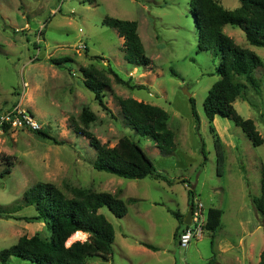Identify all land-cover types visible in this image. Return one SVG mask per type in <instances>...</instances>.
<instances>
[{
  "label": "rangeland",
  "instance_id": "rangeland-1",
  "mask_svg": "<svg viewBox=\"0 0 264 264\" xmlns=\"http://www.w3.org/2000/svg\"><path fill=\"white\" fill-rule=\"evenodd\" d=\"M219 2L232 11L240 6L239 0ZM190 4L191 0H0V111L23 108L43 131L63 142L36 136L31 129L0 133V252L23 236L49 239L45 223L30 220L38 215L36 206L24 201L28 189L48 182L67 196L76 187L118 194L128 202L123 218L106 207L100 210L115 229L114 254L109 261L95 258L91 264H219L224 260L221 243L238 240L244 232L245 263L259 264L264 218L253 198L261 195L264 143L254 146L229 119L217 117L213 124L208 120L205 100L220 79V58L199 52ZM106 17L138 22L150 66L134 67L125 60L124 38L103 24ZM224 32L264 63V48L250 45L242 29L228 25ZM53 59L69 60L59 66ZM108 62L124 80L145 88L130 89L109 74L111 89L104 108L84 86L81 68L95 65L104 70ZM255 76L261 93L248 85L246 100L238 98L234 107L255 122L264 139V65ZM184 88L195 99L198 123ZM118 98H134L168 112L175 149L163 152L152 139L128 127ZM84 108L95 114L90 131L102 143L114 147L122 138L131 139L167 180H130L96 170L97 151L71 129L72 118L79 122ZM217 136L226 155L221 174ZM7 167L11 173L2 176ZM190 190L206 212L210 207L223 211L214 244L207 230L188 248L180 247L176 239L179 222L173 212H187ZM87 237L69 239L67 246ZM228 263L237 264L227 259ZM6 264L36 263L13 256Z\"/></svg>",
  "mask_w": 264,
  "mask_h": 264
},
{
  "label": "trees",
  "instance_id": "trees-1",
  "mask_svg": "<svg viewBox=\"0 0 264 264\" xmlns=\"http://www.w3.org/2000/svg\"><path fill=\"white\" fill-rule=\"evenodd\" d=\"M236 10L226 9L219 0H191V14L199 34V52L207 51L215 59L220 58V79L210 89L205 100V113L211 124L217 117L231 120L242 129L254 146H260L264 139L257 130L255 122L244 119L236 111L234 104L238 98L246 100L248 85L255 92L261 93V84L255 76V71L264 65L261 58L252 50L238 45L233 38L224 32L225 26L242 29L250 45L264 48V0H239ZM103 24L114 28L120 37L124 38L125 60L134 67L150 66L152 61L145 54V47L138 32V22L106 17ZM51 60L62 65L61 61ZM83 84L95 97L98 104L106 108L104 99L106 92L111 89L110 75L116 82L130 89H144L143 85L134 86L124 80L108 62L106 69L95 65L81 68ZM176 75L175 72H173ZM246 81V83L243 82ZM192 114L196 122H200L194 97L189 99ZM126 125L143 137L152 139L163 152L171 153L176 147V135L169 125L170 115L164 109L134 98H118ZM96 120L95 114L84 108L79 122L71 120L74 133L86 137L91 146L97 151L94 168L120 178L142 180L155 178L167 180L164 175L156 173L152 160L147 156L138 143L129 138H122L114 147L102 143L91 131L90 125ZM212 127V131H214ZM36 136L49 139L56 144L63 143L52 138L45 131H33ZM220 174L224 172V144L219 136L215 141ZM11 173L7 167L2 176ZM71 196H67L53 183L40 182L24 194L27 205L36 206L38 215L30 220H40L45 223L50 232L49 239L40 235L23 236L8 249L0 252V261L8 263L13 256L23 258L36 264H91V260L100 258L109 261L114 254V226L100 212L108 208L116 217L123 218L128 213V202L118 194L96 192L92 189L72 187ZM188 205L193 206L195 194L189 192ZM134 200H130L131 203ZM254 207L264 218V165L261 169V195L253 198ZM179 222L176 229V239L186 227V214L173 212ZM223 211L210 208L207 213L206 230L212 232L213 238L222 225ZM88 235L86 241H77L67 246L68 240L76 233ZM214 244V240L212 242ZM150 250L157 248L148 243H142ZM259 264H264V251Z\"/></svg>",
  "mask_w": 264,
  "mask_h": 264
},
{
  "label": "built area",
  "instance_id": "built-area-1",
  "mask_svg": "<svg viewBox=\"0 0 264 264\" xmlns=\"http://www.w3.org/2000/svg\"><path fill=\"white\" fill-rule=\"evenodd\" d=\"M42 126L34 116L27 110L20 107H12L0 111V133L13 129H31L41 131ZM191 225L186 226L179 236V245L188 248L191 242L202 236L206 230L207 212L201 201L194 200Z\"/></svg>",
  "mask_w": 264,
  "mask_h": 264
},
{
  "label": "crops",
  "instance_id": "crops-1",
  "mask_svg": "<svg viewBox=\"0 0 264 264\" xmlns=\"http://www.w3.org/2000/svg\"><path fill=\"white\" fill-rule=\"evenodd\" d=\"M188 208H189V205H188ZM210 208H214V207H210ZM178 212L181 213V214H187L188 210H187L186 213H182L180 211H178ZM210 233H212V232H210ZM245 237H246V235H245V232H244L243 236H241L240 239H238V240H234V241H228L227 240L226 244H223V242L221 243L223 247H222V249H220V252L221 251L223 252L224 260H222L219 264H226L227 263V259L231 260V263L235 262L237 264L238 263L246 264L245 263L246 255H245V246H244L245 245ZM215 238H216V234H215ZM215 238H213V234H212V242H213V240H215ZM233 251H236L237 253H232ZM250 251H251V245H250Z\"/></svg>",
  "mask_w": 264,
  "mask_h": 264
},
{
  "label": "water",
  "instance_id": "water-1",
  "mask_svg": "<svg viewBox=\"0 0 264 264\" xmlns=\"http://www.w3.org/2000/svg\"><path fill=\"white\" fill-rule=\"evenodd\" d=\"M183 92L189 97V98H192V94L189 92L188 88H184ZM192 210H193V207L190 206L188 208V212L184 218V223L185 225L189 226L191 225V222H192Z\"/></svg>",
  "mask_w": 264,
  "mask_h": 264
},
{
  "label": "bare ground",
  "instance_id": "bare-ground-1",
  "mask_svg": "<svg viewBox=\"0 0 264 264\" xmlns=\"http://www.w3.org/2000/svg\"><path fill=\"white\" fill-rule=\"evenodd\" d=\"M81 235H85V234H84V233H81V232L74 234V235L70 238V242H71V240H73V239H77V238H78L79 236H81Z\"/></svg>",
  "mask_w": 264,
  "mask_h": 264
},
{
  "label": "clouds",
  "instance_id": "clouds-1",
  "mask_svg": "<svg viewBox=\"0 0 264 264\" xmlns=\"http://www.w3.org/2000/svg\"><path fill=\"white\" fill-rule=\"evenodd\" d=\"M206 231V230H205Z\"/></svg>",
  "mask_w": 264,
  "mask_h": 264
}]
</instances>
